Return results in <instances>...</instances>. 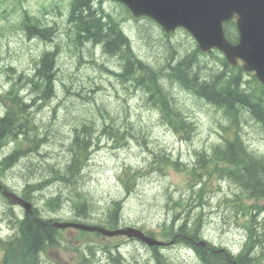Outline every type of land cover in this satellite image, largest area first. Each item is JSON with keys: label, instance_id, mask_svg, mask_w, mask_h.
<instances>
[{"label": "rangeland", "instance_id": "374dc122", "mask_svg": "<svg viewBox=\"0 0 264 264\" xmlns=\"http://www.w3.org/2000/svg\"><path fill=\"white\" fill-rule=\"evenodd\" d=\"M69 1L25 0L20 4L17 0H0V93L8 91L12 79L18 83L22 97L27 98L30 105V118L39 126L37 133L45 139L38 144V154L33 152L23 156L10 149L11 146H6L1 152L2 158L14 152L17 161L5 163L0 181L14 190H22L25 185H36L39 192L35 196L36 206L42 210L43 216H48L50 213L46 205L51 195L61 191L65 196L73 194L66 186V181H59L55 177L51 167L61 171L71 158L72 152L68 146L74 137L76 122L97 117L98 109H108L120 134L125 135V140L122 141L121 135L117 140L102 135L98 127L94 130L93 138H90L94 147L87 155L89 160L78 178V188L90 205L93 215L91 221L105 219L112 204L121 201V221L153 231L159 240H163L161 230L164 226L186 223L184 226L187 225L186 228L190 230L199 218L201 222L198 224L203 226L204 239L217 246L240 251L246 244V224L251 219L260 240L251 247L258 255H263L264 226L258 224L264 220V198L247 197L225 177L207 176V187L202 191L196 188V196L190 206L171 211L168 208V205H172L171 197L190 201L193 192L189 187L197 182L181 166L161 168L154 160L155 154L166 153L168 157L179 159L185 167L192 168L198 161L199 153H211L225 138L233 137V121L222 110L198 99L178 84L164 81L166 91L171 94L172 104L195 125V131L189 129L181 139L161 121L156 111L145 105L142 92L126 91L115 73L102 68L106 66L118 71L120 62L117 58L105 55L100 47L88 43L82 45L83 60L79 61L72 51L73 43L69 40L75 31L67 22ZM57 6L61 7L63 16L58 15ZM103 6L107 12L125 21L123 27L135 54L156 68L166 64L167 56L173 55L177 61V56L197 48L193 37L182 29L166 38L160 26L147 20L131 19L119 4L104 1ZM24 10L43 24L56 26L59 31L55 32L53 41L29 36V31L20 26ZM57 46L56 95L45 104L37 98L38 94L31 90L24 78L34 74L35 61L45 51L56 49ZM217 60L210 55L198 58L201 65L211 68L218 66H215ZM249 74L244 73L243 81H250L246 87L253 89L256 83ZM21 75H24L23 79L19 80ZM64 84L71 89L66 90ZM169 84L175 88L171 90ZM5 109L0 101V115ZM238 116L239 133L244 142L250 150L264 155V127L249 113L242 112ZM25 149L28 147L25 146ZM127 171L136 177L134 184L128 188L125 185ZM127 180L129 184L131 177H127ZM63 200L67 202L64 197ZM75 202L78 201L75 199ZM9 206L0 196V224ZM189 249L185 245L172 244L163 252L173 260V264H198L189 255ZM136 250L143 254L149 251L141 243L133 242L128 254L133 256ZM2 258L0 252V262Z\"/></svg>", "mask_w": 264, "mask_h": 264}, {"label": "trees", "instance_id": "16d2710c", "mask_svg": "<svg viewBox=\"0 0 264 264\" xmlns=\"http://www.w3.org/2000/svg\"><path fill=\"white\" fill-rule=\"evenodd\" d=\"M97 1L99 4L96 0H74L72 2L68 23L75 31L72 32V37L70 36L69 40L70 43H73L72 51L76 53L79 61L83 60L82 45L88 43L99 45L98 47L102 49L105 55L117 58L120 62L118 71L111 70L106 66H102V68L115 73L126 91L142 92L145 105L154 111L156 109L161 121L170 126L182 138H184V132H188L189 129L194 132L195 125L180 109L172 104L171 94L166 91L164 81L178 84L192 95L199 97L198 99L224 111L230 117L229 120L233 121L231 125V128L235 130L233 137L225 138L223 142L214 147L211 153L206 151L199 153L197 164L193 169L188 170L178 160L169 158L166 153L155 154L154 160L159 164L158 166L165 165L167 167L163 168H168L170 164L179 165L181 169L188 170L196 181H203L206 177V181L203 182V190L207 187V176L210 178L219 175L237 185L247 197L263 199L264 155H257L248 148L239 133L237 120L238 115H241L242 112L249 113L264 127V85L260 84L253 76L256 85L253 89L247 88L246 85L250 84V81H243L244 69L242 67L239 69L230 67L226 59L217 51L211 54V57L218 59L215 64V66L218 65L217 67L211 68L209 65H201L198 58L204 54L198 46L183 56H177V61L173 55L167 56L166 64L161 68L154 67L135 54L130 38L122 27L123 20L104 9L102 5L104 0ZM24 15L22 27L29 31L30 37L53 41L55 33L53 34L50 30L39 29L36 19L27 12ZM225 32L231 42L237 41L238 33L235 21L225 24ZM172 51L174 53L175 48ZM58 52L59 46L56 49L45 51L35 61L34 74L24 78L28 86H31V90L38 94L37 98H40L45 104L56 95ZM23 76L21 75L19 80L23 79ZM13 82L8 93L2 97L7 109L5 115L0 117V153L6 144L9 146L11 143H15L12 150L23 156L33 152L38 154V144L45 139L37 133L39 127L30 118V111L28 110L30 105L21 96L18 83ZM71 86L74 88L73 82ZM64 88L66 90L71 89L67 84H64ZM170 88L172 90L175 86L170 85ZM114 122L115 119L110 117L108 109H98L97 117L77 121L74 137L68 146V150L72 152L71 158L65 163L61 171L51 167V170L55 172V177L59 181H66L67 186L73 189L75 197L78 198L76 200L81 201L80 203H83L84 198L77 189L78 178L89 160L87 155L94 147L90 138H93L94 130L98 127L102 130V135H109L118 139L120 133ZM124 138L125 136L121 135V139ZM25 146L28 149H25ZM16 158L14 154H11L4 158V161L1 159L0 173L4 172L5 163L16 162ZM127 181H125V185L128 188L133 179L129 181V184ZM33 188L35 186H28L24 191L23 197L25 199H30V190ZM57 200L58 198L51 199L52 202H57ZM108 211L103 224L110 228L120 225L122 202L115 201ZM183 225L177 229L172 226L168 233L164 232V236L174 238L178 234H186L192 239L200 236V224H195L190 230L185 226L182 227ZM261 225L264 226V220ZM20 226L21 232L26 234L33 244L38 243L40 240L38 236L45 235L47 233L45 230H48V227L41 221L32 222L28 215L26 220L20 221ZM246 227L249 238L244 250H250L259 236L253 228V220L247 221ZM149 235L154 236V233L149 232ZM196 248L201 249L200 247Z\"/></svg>", "mask_w": 264, "mask_h": 264}, {"label": "water", "instance_id": "95a60500", "mask_svg": "<svg viewBox=\"0 0 264 264\" xmlns=\"http://www.w3.org/2000/svg\"><path fill=\"white\" fill-rule=\"evenodd\" d=\"M125 4L135 17L146 16L160 24L167 33L176 28L188 30L203 52L213 48L222 51L232 65L238 60L244 68L255 71L264 83V0H115ZM236 18L239 41L231 43L225 35L224 23ZM13 203H21L30 211V204L21 202L8 193ZM57 227L97 231L107 236L127 235L138 238L149 246L161 242L145 236L135 228L107 230L99 226L84 224H56Z\"/></svg>", "mask_w": 264, "mask_h": 264}, {"label": "flooded vegetation", "instance_id": "af4514ba", "mask_svg": "<svg viewBox=\"0 0 264 264\" xmlns=\"http://www.w3.org/2000/svg\"><path fill=\"white\" fill-rule=\"evenodd\" d=\"M45 225V224H44ZM51 225V223L49 224ZM48 227V225H46ZM46 227V228H47ZM49 234L41 235L38 243L33 244L35 247L44 246L45 259H38L33 256L29 260V264H97L95 260L96 252H103L100 250V244L97 242L99 238L91 234H54L51 227H48ZM43 243H46L45 245ZM125 243V242H124ZM123 243H121L122 245ZM47 248V249H46ZM46 249V250H45ZM103 249V248H102ZM214 252L204 250L201 252L195 251V257L200 264H210L209 256ZM221 253V252H218ZM246 255L242 253L232 254L228 253L221 256L220 264H243V258ZM101 262L106 264H144L143 260H131L119 254L116 258L111 259L106 252L102 253ZM214 264V263H212Z\"/></svg>", "mask_w": 264, "mask_h": 264}, {"label": "bare ground", "instance_id": "6f19581e", "mask_svg": "<svg viewBox=\"0 0 264 264\" xmlns=\"http://www.w3.org/2000/svg\"><path fill=\"white\" fill-rule=\"evenodd\" d=\"M197 97V96H196ZM199 98V97H198ZM217 108V107H216ZM218 109V108H217ZM224 112V111H223ZM239 117V116H238ZM228 119H230V117H228ZM244 140V139H243ZM246 144V143H245ZM6 146H7V144H6ZM6 146H4V148L6 147ZM4 148L2 149V151L4 150ZM1 151V152H2ZM256 153V152H255ZM12 154V152H10L8 155H11ZM13 154L16 156V154L13 152ZM258 155V154H257ZM8 156H5L4 158H7ZM17 157V156H16ZM2 158V155H1V153H0V159ZM4 158H2V160L4 161ZM16 161H17V158H16ZM13 163H15V162H13ZM12 164V163H11ZM28 186H35V188H37V186L36 185H28ZM38 221H41V220H38ZM42 223V222H41ZM44 224V223H43ZM185 225V224H184ZM184 225L182 226V227H184ZM185 227H187V225L185 226ZM189 228H190V226H189ZM46 232H47V234H49V232H48V230H45ZM43 238L41 237L40 238V240H42ZM250 263L251 264H256V260L255 259H252L251 261H250Z\"/></svg>", "mask_w": 264, "mask_h": 264}]
</instances>
